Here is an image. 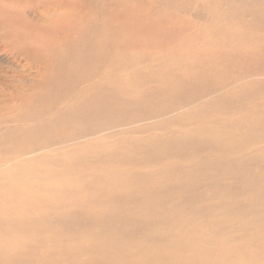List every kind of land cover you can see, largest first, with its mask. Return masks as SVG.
<instances>
[{"label":"bare ground","instance_id":"obj_1","mask_svg":"<svg viewBox=\"0 0 264 264\" xmlns=\"http://www.w3.org/2000/svg\"><path fill=\"white\" fill-rule=\"evenodd\" d=\"M0 29L33 69L1 99L0 264H264V0H0ZM80 159L109 165L49 171Z\"/></svg>","mask_w":264,"mask_h":264},{"label":"rangeland","instance_id":"obj_2","mask_svg":"<svg viewBox=\"0 0 264 264\" xmlns=\"http://www.w3.org/2000/svg\"><path fill=\"white\" fill-rule=\"evenodd\" d=\"M225 7V5L223 6ZM234 19L232 16L230 20ZM233 21V20H232ZM234 22V21H233ZM2 31L3 29H0V131L6 129L7 127L10 128L18 123V121L10 120L9 115L12 114V111L8 108V105H3L2 100H6L8 97H15V99L20 98V93H16L19 91V88L24 87L25 84L30 83L31 77L33 75V69L27 68V64L25 63V60L21 57H16L14 52L7 49L4 46V41L2 39ZM131 40H126L124 38L119 37L118 40H116L114 44V50H122L130 45ZM136 46H139L140 49L142 47L140 46L141 43H135ZM145 46V45H144ZM148 49H151L149 45ZM231 50L238 49L237 44L234 41H230L229 45ZM143 50H145L143 48ZM141 52V51H140ZM95 69V68H94ZM105 69L104 65L99 64L96 65V71H94L92 74H94L91 79H97L99 72L103 71ZM2 99V100H1ZM42 102L45 104V100H42ZM7 106V107H6ZM51 107V106H50ZM55 110L54 108L49 109L50 112H53ZM235 109H233L232 112L235 113ZM16 122V123H15ZM11 125V126H10ZM25 125V124H21ZM18 124V126H21ZM159 131V130H157ZM50 133L52 135H60L65 136L70 132L69 126H63L58 125L56 127L50 128ZM152 132V131H151ZM5 141V140H4ZM3 141V142H4ZM139 152V151H138ZM135 152V153H138ZM106 160H94L87 162L85 159H80L79 163L74 164L72 166H67L64 164H50L48 167H50V172H55V174L62 173L64 170L69 172L77 169H84L89 166H106L109 165V163L105 162ZM159 163V162H157ZM167 162L162 161L160 162V165H165ZM112 165H118L120 167H129V166H137L142 167L143 169L148 166L147 163L143 161V157L141 156H135V157H127L123 161H114ZM48 170V168H46ZM142 170V169H140ZM42 212L46 217H53V212L45 206L42 209ZM62 264V259L59 261Z\"/></svg>","mask_w":264,"mask_h":264}]
</instances>
